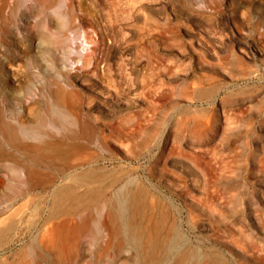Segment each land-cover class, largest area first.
<instances>
[{"label":"rangeland","instance_id":"374dc122","mask_svg":"<svg viewBox=\"0 0 264 264\" xmlns=\"http://www.w3.org/2000/svg\"><path fill=\"white\" fill-rule=\"evenodd\" d=\"M63 1L84 18L76 15L60 46L46 51L50 70L31 68L36 75L22 77L17 105L35 106L41 81L69 85L75 112L86 113L110 143L65 145L62 163H76L75 172L91 157L92 166L116 170L107 180L137 175L148 190L146 213L167 211L157 234L165 236L176 218L206 252L198 264H264V0ZM28 20L20 22L26 32ZM14 49L32 52L22 42ZM6 184L0 169V222L11 215L17 223L0 240V264H34L28 244L56 220H45L51 190L8 198ZM74 255L76 264H157L146 249L106 248L84 236Z\"/></svg>","mask_w":264,"mask_h":264},{"label":"bare ground","instance_id":"6f19581e","mask_svg":"<svg viewBox=\"0 0 264 264\" xmlns=\"http://www.w3.org/2000/svg\"><path fill=\"white\" fill-rule=\"evenodd\" d=\"M76 15V20L84 18ZM76 15L71 2H67L65 8L63 0H0V44L6 47V56L0 57V68L4 69L0 75V169L5 170L7 181L3 194L8 198L28 196L31 199L50 189L45 220L56 219L50 227H43L38 241L31 240L28 244L29 252H33L32 260L34 264L42 259L47 264H76L75 245L84 236L90 242L105 241L106 248L113 246L121 250L134 245L142 251L146 249L157 264H167L169 260H176L178 264H198L206 252L185 237L176 218L171 219L165 236L157 234L158 219H163V213L165 215L167 211H161V204V213L154 209L146 213L148 190L137 175L107 180L116 170L92 166L91 157L85 160L80 157L82 162L77 164L88 165L75 172L76 163L60 161L59 153L68 146L91 147L110 143L109 136L98 131L100 126L84 115L83 110V115L75 112L74 89L68 84L62 85L58 78L52 82L44 80L37 84L44 92L38 93L42 98L35 99V106L23 102L22 109L17 105L23 100L19 88V85L24 86L22 77L36 75L31 68L43 73L50 70L46 51L53 43L60 46L61 33ZM25 19L32 21L27 32L20 24ZM20 42L32 52L16 53L14 47ZM34 51L39 53L34 54ZM232 54L241 58L236 51ZM40 56L44 60H40ZM44 65L47 69L43 70ZM91 72L95 73V70ZM132 106H136V102ZM91 108L89 104L88 111ZM95 183L103 186H90ZM202 183L201 187H206L205 181ZM82 186L85 189H80ZM10 216L7 221L2 219L0 222V240L9 239L16 228V220ZM146 219L149 223H145ZM148 235L152 238L146 239ZM87 264H92V260Z\"/></svg>","mask_w":264,"mask_h":264}]
</instances>
